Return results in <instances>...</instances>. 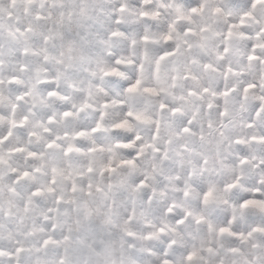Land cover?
I'll return each instance as SVG.
<instances>
[{
    "label": "clouds",
    "instance_id": "clouds-1",
    "mask_svg": "<svg viewBox=\"0 0 264 264\" xmlns=\"http://www.w3.org/2000/svg\"><path fill=\"white\" fill-rule=\"evenodd\" d=\"M0 264H264V0H0Z\"/></svg>",
    "mask_w": 264,
    "mask_h": 264
},
{
    "label": "snow or ice",
    "instance_id": "snow-or-ice-1",
    "mask_svg": "<svg viewBox=\"0 0 264 264\" xmlns=\"http://www.w3.org/2000/svg\"><path fill=\"white\" fill-rule=\"evenodd\" d=\"M135 87V86H134ZM130 90H134V89H130Z\"/></svg>",
    "mask_w": 264,
    "mask_h": 264
}]
</instances>
